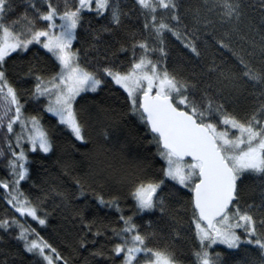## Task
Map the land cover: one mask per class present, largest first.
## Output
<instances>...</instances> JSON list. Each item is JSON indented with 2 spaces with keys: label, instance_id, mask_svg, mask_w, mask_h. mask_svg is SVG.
Returning <instances> with one entry per match:
<instances>
[{
  "label": "snow or ice",
  "instance_id": "6c2138e0",
  "mask_svg": "<svg viewBox=\"0 0 264 264\" xmlns=\"http://www.w3.org/2000/svg\"><path fill=\"white\" fill-rule=\"evenodd\" d=\"M33 10L29 17L23 13L17 20L8 21L13 11L12 0H0V158L7 159L10 179H0V189L5 192V202L20 217H31L39 225L47 224L37 205L21 190V182L29 177L28 152L50 153L53 142L40 119L25 115L23 98L10 80L8 61L13 54L27 53L38 46L55 62L58 71L50 75L47 67L39 69L30 65L25 77L34 80L31 98L46 100L45 111L55 117L59 125L68 129L77 141L87 143L86 124L77 107V98L82 93H95L102 86H118L126 93L129 113L145 124L152 134V143L162 163L159 175L137 177L131 184L128 196L134 201L133 215H125L120 207L121 198H109L92 192L97 203L119 213L120 228L104 225L97 220H87L78 213L83 236L80 247L95 245L100 237L111 242L107 248L101 244L93 255L114 264H181L175 252L167 246L154 244L155 232H143L135 222L138 214L168 213V205L161 193L166 181L187 189L190 194L191 223L194 224L195 241L192 264H225L214 246L223 245L227 250H239L241 246H255L264 256V199L259 206L242 203L240 182L246 175H255L264 183V36L259 45L261 67L231 47L233 33L240 31L243 16L239 0H223L216 5L222 9L221 22L231 25L216 43L228 49L236 58L238 68L215 65L208 71L217 73V81L224 87L211 93L212 85L197 97V84L170 72L166 63L165 37L170 34L194 56L200 57L195 25L201 23L194 16L191 31L179 15L177 0H136L144 16L143 27L147 35L135 39L121 52H129L127 62L118 66L82 63L81 50L74 48L77 32L83 27L86 13L97 18H106L111 25L102 27L104 32H113L122 25L123 13L119 0H28ZM264 7V0H261ZM209 11L212 8L209 7ZM199 10L197 9V13ZM23 21L24 23H21ZM212 24L211 20L204 22ZM264 24V19H262ZM244 39V37H241ZM151 41V43H150ZM255 47V46H254ZM139 49V53L137 52ZM159 53V59L154 54ZM38 56L39 53L37 52ZM253 52L247 53L248 57ZM256 90L258 103L243 114L229 111L226 104L248 87ZM18 126L19 131L16 130ZM27 146L28 151H25ZM81 197L90 187L79 179ZM150 223V222H149ZM15 229L16 239L23 242L26 252L40 257L44 264H69L34 228L26 226L15 217L0 219V230ZM95 229V231H94ZM111 233L109 236L108 233ZM89 234L92 239L88 240ZM0 264H6L0 262ZM264 264V260H262Z\"/></svg>",
  "mask_w": 264,
  "mask_h": 264
},
{
  "label": "trees",
  "instance_id": "16d2710c",
  "mask_svg": "<svg viewBox=\"0 0 264 264\" xmlns=\"http://www.w3.org/2000/svg\"><path fill=\"white\" fill-rule=\"evenodd\" d=\"M242 4L243 16L239 24L240 31L231 36V47L240 51L247 59H251L255 67H261L259 45L264 36V7L261 0H239ZM39 7L42 0H36ZM179 15L189 31L194 25V16H199L201 23L195 25L196 42L201 51L200 57H194L189 50L170 34L165 37V51L168 56L166 63L170 72L189 79L197 84V97L203 95V90L211 84V93L224 87L218 84L217 73L208 70L215 65L223 64L225 68H238L236 58L228 49L220 47L216 39L222 37L231 27L221 22L222 9L216 5L223 0H177ZM123 13L122 25L113 32H104L102 27L111 25L106 18H97L94 14L86 13L84 24L78 30V39L73 47L81 50L82 63L91 67L97 62L101 65L118 66L127 62L129 52H121L123 44L128 47L133 42L130 34L135 33L139 40L147 35L144 29V16L136 4V0H119ZM13 11L8 14V21L17 20L23 13L32 16L33 10L28 0H12ZM209 7L212 11H209ZM197 9L199 12L197 13ZM211 20L212 24L204 22ZM21 23H24L21 21ZM244 37V39H241ZM151 43V41H150ZM255 46V47H254ZM39 53L37 56L36 53ZM139 53V49H137ZM253 52L251 57L247 53ZM159 59V53L154 54ZM30 65L39 69L47 67L48 72L40 74L50 75L58 71L54 60L46 55L38 46L32 47L27 53L13 54L8 61L10 80L20 91L25 102V115H34L40 119L41 124L48 130L53 142V151L50 153L28 152L29 177L21 182V190L37 205L39 212L47 213V224L41 226L31 217H20L5 202V192L0 189V219L15 217L26 226L34 228L53 247L57 248L62 256L69 260V264H109L101 257L93 255L101 244L107 248L111 242L100 237L95 245L87 244L80 247L78 240L83 231L78 213L87 220H97L104 225L120 228L119 213L114 209L100 206L92 192H98L109 198L118 195L121 198L120 207L125 215H133L134 201L128 196L129 188L137 177L159 175L162 161L157 155V147L152 143V134L147 126L138 118L129 113L126 102V93L118 86L109 84L102 86L95 93H82L77 98V107L81 110V118L86 124L87 143L77 141L70 131L59 125L57 119L45 111L46 100L39 101L31 98V89L34 80L25 77ZM257 92L250 86L233 100L226 104L229 111L235 110L243 114L252 109L259 101ZM223 95L228 97V89L224 87ZM18 131V130H17ZM2 143V141H0ZM25 151H28L27 146ZM7 155L0 158V179H10L8 175ZM79 179L82 183L90 185L85 188L86 195L81 197L80 187L76 184ZM242 203L247 202L259 206L264 199V183L255 175H246L240 182ZM161 195L168 205V213L138 214L135 222L143 232H155L156 240L153 242L161 247L167 246L174 251L181 264H192V251L195 241L194 224L191 223L190 194L187 189L166 181ZM150 222V223H149ZM95 231V229H94ZM17 232L10 229L8 232L0 230V262L6 264H44L42 259L33 253L25 251L23 242L15 237ZM110 236L111 233L109 232ZM91 234L87 237L91 240ZM220 252L225 264H262L264 256L255 246H241L239 250H227L225 246H214ZM114 264H120L116 258Z\"/></svg>",
  "mask_w": 264,
  "mask_h": 264
},
{
  "label": "rangeland",
  "instance_id": "374dc122",
  "mask_svg": "<svg viewBox=\"0 0 264 264\" xmlns=\"http://www.w3.org/2000/svg\"><path fill=\"white\" fill-rule=\"evenodd\" d=\"M16 130H18V131H19V128H18V126L16 127Z\"/></svg>",
  "mask_w": 264,
  "mask_h": 264
}]
</instances>
